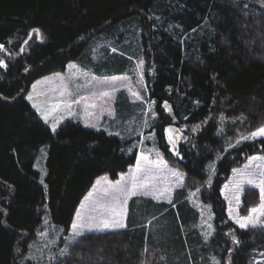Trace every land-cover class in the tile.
Segmentation results:
<instances>
[{"label":"trees","instance_id":"trees-1","mask_svg":"<svg viewBox=\"0 0 264 264\" xmlns=\"http://www.w3.org/2000/svg\"><path fill=\"white\" fill-rule=\"evenodd\" d=\"M259 3L0 0V264H23L45 204L51 221L63 229L60 240L66 241L95 180L106 175L115 182L135 165L138 151L126 153L118 137L72 122L53 133L26 100L37 80L64 72L94 36L132 17L141 22L158 145L185 181L175 192L176 208L161 204L139 212L132 202L130 220L168 214L174 225L164 242L148 239L143 228L74 237L58 264H189L191 255L198 263L189 237L198 215L188 207L187 197L201 187L200 197L212 205L216 228L201 252L210 251L222 264H249L254 250L264 251V227L239 229L228 219L221 196L232 169L250 156L264 155V138L235 143L264 125V0ZM170 123L184 129L175 150L165 136ZM44 146L45 185L35 166ZM209 164H214V175L205 187ZM259 203V192L247 188L240 215ZM176 210H183L181 217ZM182 227H187V241Z\"/></svg>","mask_w":264,"mask_h":264},{"label":"rangeland","instance_id":"rangeland-1","mask_svg":"<svg viewBox=\"0 0 264 264\" xmlns=\"http://www.w3.org/2000/svg\"><path fill=\"white\" fill-rule=\"evenodd\" d=\"M257 1L262 2V0ZM146 71L141 22L138 17H132L94 36L82 55L76 61L69 63L64 72L53 73L37 80L26 95V100L53 133H57L65 123H79L86 129L103 131L109 136L118 137L124 143L126 153L139 151L137 164L140 174L135 175V180L133 181L132 178V182L166 199L169 192L184 186V174L180 169L175 168V175L168 185V177L161 173L162 165L154 167L152 172L147 171L148 157L157 163L163 161L164 157L157 139L156 101L148 94ZM164 108L171 115L170 107L165 104ZM221 119L223 128L225 119L223 117ZM262 127L264 125L260 128ZM253 132L239 136L235 143L264 138L259 135L253 137L251 135ZM183 137L184 129L180 128L176 133L177 142ZM169 145L175 150L170 143ZM47 150V146L40 149L35 164L43 185L46 177ZM207 173L208 180L205 187L211 184L214 164L207 166ZM98 179H100L98 184L114 183L105 175ZM138 186L135 189H138ZM262 186H264V155L250 156L241 166L232 169L223 184L221 196L226 203L227 217L239 229L264 227V215L259 211L253 213L251 209L245 216H241L239 212L247 188L259 192L260 203L253 209L261 208L264 204ZM116 188L114 184L113 189ZM201 189L202 187L192 191L188 199V207L197 213V219L192 222L198 223L199 230L208 241L216 231L215 215L212 205L202 201ZM180 212L183 210H176L177 218L181 217ZM41 218L42 223L35 238L28 243V252L23 258V264H58L72 244V238L76 237V234L72 233L74 236H70L66 241L60 240L63 229L51 221L47 204L42 207ZM244 218H250L251 222L247 227L241 228L240 223L246 222ZM171 225L170 216L166 214L150 221L147 230L158 233L157 238L164 242ZM192 227L195 226L192 224ZM197 256L200 264H222L208 250L200 252ZM187 259L189 264H196L194 256L191 255ZM173 261L175 262L176 259L173 258ZM184 262L187 264L186 261ZM249 264H264V251L254 250Z\"/></svg>","mask_w":264,"mask_h":264},{"label":"crops","instance_id":"crops-1","mask_svg":"<svg viewBox=\"0 0 264 264\" xmlns=\"http://www.w3.org/2000/svg\"><path fill=\"white\" fill-rule=\"evenodd\" d=\"M146 162L148 172H152L155 169L154 167H159V165H162L161 173L168 177V185L171 184L172 176L175 175L176 170L174 167L170 166L165 159L157 163L156 161L150 160V158L148 157ZM138 168L139 164H137L136 159L135 165L130 167L126 173L120 175L119 179L114 183L104 182L102 184H98L100 179L97 178L93 186L81 200L77 208V211L73 217L72 224L70 226V236H74V234L72 233L76 232L81 233L80 235H75L76 237H78L86 234H98L115 231H125L131 228H143L148 239L150 236L152 238L157 237L158 233L149 232V230H147V224H149V222L153 220L152 218L147 220V217L144 218L142 216L140 218H137L136 220H130V208L132 202H135L139 212H141L143 209H147L149 206L161 204H166L173 209L178 206L174 203L175 192L182 187L176 188L175 190L169 192L167 195L168 198L166 199L158 197L160 195H154V191H151L149 189H142L140 185L138 186V183L135 184V182H132V178L134 181V176L140 174L138 173ZM114 184L117 187L116 189H113ZM136 186H138V189L136 188L138 191L135 189ZM133 193L135 194L133 195ZM190 195H188L187 199L190 198ZM116 223H122L124 227H113V225H115ZM73 224L77 225L75 229L73 228ZM105 224H108L109 227L105 228ZM192 224L195 227L193 228L191 225L190 230L192 231L189 232V237L194 239V246L196 247L195 252L196 255H198L202 251L204 243H208L209 239L208 241L207 239L205 240V238L203 237L204 235H202V231L199 230L200 226L197 222ZM173 225L174 224H172L168 228V231L173 227ZM186 228L187 227H182V232H180V234H182L183 236L184 241H187L188 237ZM197 261L198 263L196 264H200L199 258Z\"/></svg>","mask_w":264,"mask_h":264},{"label":"snow or ice","instance_id":"snow-or-ice-1","mask_svg":"<svg viewBox=\"0 0 264 264\" xmlns=\"http://www.w3.org/2000/svg\"><path fill=\"white\" fill-rule=\"evenodd\" d=\"M0 64H2V62H0ZM45 119H47V117H45ZM53 130H55V127L53 128ZM251 135H252L253 137H256V136H258V135H259V136H264V127L258 129L256 132L251 133ZM245 139H246V137H245ZM250 182H251V181H250ZM261 192H262V199H264V186L261 187ZM134 194H135V193H133V195H134ZM258 211L260 212L261 215H264V204L261 205V208H260L259 210H258V209H252V212H253V213H256V212H258ZM244 220H245L246 222H244V223H240V227H241V228H245V227H247V226H248V223L251 222V221H250V218H244ZM238 223H239V221H238ZM76 227H77V225L73 224V228L75 229ZM104 227L107 228V227H109V225H108V224H105ZM113 227L122 228V227H124V225H123L122 223H116L115 225H113ZM75 234H76V235H80L81 233L76 232Z\"/></svg>","mask_w":264,"mask_h":264},{"label":"water","instance_id":"water-1","mask_svg":"<svg viewBox=\"0 0 264 264\" xmlns=\"http://www.w3.org/2000/svg\"><path fill=\"white\" fill-rule=\"evenodd\" d=\"M178 129L174 125H168L165 128V136L167 141L173 146L174 149L177 147L176 133Z\"/></svg>","mask_w":264,"mask_h":264}]
</instances>
